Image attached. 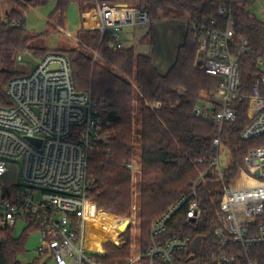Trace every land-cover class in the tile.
<instances>
[{
  "label": "trees",
  "instance_id": "16d2710c",
  "mask_svg": "<svg viewBox=\"0 0 264 264\" xmlns=\"http://www.w3.org/2000/svg\"><path fill=\"white\" fill-rule=\"evenodd\" d=\"M51 1L57 6L50 19L62 26L71 5L76 4L83 17L87 6L98 2L146 10L151 16L149 27L152 32L154 23L162 16L177 14L189 18L175 63L165 75L160 74L152 57L137 54L134 48L117 49L109 45L108 35L102 39L97 29L81 28L77 34L78 48L61 52L71 62L77 92L90 93L99 105L104 102L103 115L110 123L111 136L90 154L88 175L92 187L87 194L91 203L88 208L90 212L96 211L101 226L116 224L117 218L129 219L133 209V184L127 166L137 162L141 166L138 185L144 231L142 251L146 252L152 244L151 225L179 200L191 195L195 182L208 169L206 163L217 156L216 140L231 153L233 166L229 173L232 176L244 166L250 149L264 146V137L250 142L241 138L254 117L247 100L234 103L237 119L226 123L222 129L215 120L194 114L196 106L216 93L220 79L195 66L199 45L193 24L216 15L221 4L233 8L236 34L245 37L249 43L248 50L239 59V92L249 94L264 68V22L249 13L248 0H29L28 3L41 8ZM15 2L19 8L7 13L6 22L0 23V103L4 106L9 105L7 84L22 75L19 56L27 53L40 61L53 53L37 43L47 38V33L35 34L27 30L20 10H27L28 6L18 0ZM15 23L20 25L14 26ZM136 89L141 94L138 112ZM154 101L161 102L162 107L152 110L147 106ZM219 110L220 107H214L215 113ZM199 160L206 162L199 164ZM218 186L216 171L208 170L204 181L196 188L201 218L189 220L185 207L176 213L162 237L163 240L192 237L189 249L179 255L181 264H216L213 253L218 238L214 225L219 223L223 198ZM94 226L89 223L86 230L99 247L106 236L95 232ZM29 237L30 232H25L15 238L13 231L0 228V264H22L19 259L27 253ZM105 248L107 254L100 260L106 264H124L130 257L129 245L116 248L107 244ZM229 254L237 257L235 264H264V246L245 251L241 246L231 244ZM29 264L42 263L35 260Z\"/></svg>",
  "mask_w": 264,
  "mask_h": 264
},
{
  "label": "built area",
  "instance_id": "2783aa9c",
  "mask_svg": "<svg viewBox=\"0 0 264 264\" xmlns=\"http://www.w3.org/2000/svg\"><path fill=\"white\" fill-rule=\"evenodd\" d=\"M18 1L26 4L29 0ZM23 19L27 20V14ZM4 22L6 15L0 13V23ZM151 23L144 9L97 3L95 27L102 39L108 35V44L117 49L124 47L119 35L123 27L145 28ZM234 26L233 8L225 4L217 7L216 15L193 24L199 45L195 66L220 79L216 93L196 106L194 114L215 120L222 129L237 119L234 103L247 100L254 117L241 138L250 142L264 137V68L251 93L241 94L239 59L249 43L236 34ZM25 55L18 61L28 72L7 84L9 105L0 103V228L14 232L19 226L23 233L38 234L40 259L51 257L57 264H106L100 260L102 252L84 244L87 225H99L96 211L88 208L91 203L87 194L92 187L88 166L91 152L111 136L110 123L103 115L106 104L99 105L90 93L77 92L71 62L65 54L50 53L31 71L22 61ZM147 106L158 110L162 103L154 101ZM215 106L220 107L217 113ZM223 147L220 140L214 142L217 156L206 163L208 169L195 182L191 195L153 222L149 249L124 264H181L179 255L189 249L192 237H162L176 213L185 207L189 220L201 218L196 188L210 169L216 171L223 193L219 223L214 225L218 238L213 253L216 264L236 263L237 257L229 254L231 244L245 251L264 246V146L249 150L235 176L229 173L231 153L229 164L222 166ZM14 163L21 164L22 182L5 184L1 179ZM127 168L134 178L141 174V166L135 161Z\"/></svg>",
  "mask_w": 264,
  "mask_h": 264
},
{
  "label": "rangeland",
  "instance_id": "374dc122",
  "mask_svg": "<svg viewBox=\"0 0 264 264\" xmlns=\"http://www.w3.org/2000/svg\"><path fill=\"white\" fill-rule=\"evenodd\" d=\"M248 1H250V5L248 6L249 13L259 21L264 22V0ZM22 4L28 6L27 10H20L22 14H27V30L35 34H48L47 38H43L37 42L48 50V52L67 53L70 50L77 49L79 45L77 38L78 30L83 27L87 30H94L90 28L92 25L89 23L91 21V13L93 10L97 13L96 4L87 6L83 15V22L79 12L75 13L73 10H70V12L67 11L63 26L59 25L58 21L55 22L50 19V4L41 7L39 11L37 10L39 8H34L29 5V3ZM17 8L19 7L15 0H0V13L6 14ZM188 20V16H180L177 14L162 16L160 20L154 23L153 32L150 30V27L143 28L138 26H126L119 31L120 40L125 48H134L137 54L152 57L153 64L160 74L165 75L175 63L178 48L184 41ZM27 67L31 71L34 66L28 64ZM21 72L24 74L27 73L28 70H21ZM135 104L137 105L138 112V107L141 105V94L138 89H136L135 92ZM229 155V150L223 147L221 154L222 166L229 164ZM21 169L20 163L12 164L9 167L8 175L3 177L1 181L5 184L21 183ZM140 175L141 174H136L135 178L132 176L133 209L131 217L129 219L117 218L116 224H105L106 226L94 224L95 232L103 233L106 237L99 244V247H96L95 239L92 237L91 233L86 230L85 233L92 239V241L90 238H86L85 246L92 247V245L95 244V247L99 252H102V255L107 254L105 248V245L107 244H112L116 248H123L124 246L129 245L130 257L143 252L142 239L144 238V231L141 227L139 209L140 190L138 185ZM217 190L220 193L222 192L220 185ZM22 234V228L19 226L13 232L15 238L21 237ZM39 242L40 237L38 234L30 236L27 242V253L23 255L19 261L22 264H29L35 260H40L42 264H57L51 257L40 259L37 253ZM90 254L93 256L96 255L94 251H90Z\"/></svg>",
  "mask_w": 264,
  "mask_h": 264
},
{
  "label": "crops",
  "instance_id": "0c3cea01",
  "mask_svg": "<svg viewBox=\"0 0 264 264\" xmlns=\"http://www.w3.org/2000/svg\"><path fill=\"white\" fill-rule=\"evenodd\" d=\"M50 6H51V10H50V13H49V15H51L53 12H54V10L56 9V6H57V3L55 2V1H51L50 3ZM97 6V5H96ZM41 8H39V9H37L38 11L40 10ZM70 10H73V11H75V13H77V12H79V14H80V10H79V7L76 5V4H73V5H71L70 7H69V9H68V11L70 12ZM2 15H7V13L6 14H3V13H1ZM81 15V14H80ZM95 16H96V12H95V10H93V12L91 13V21H90V25H92L90 28L91 29H95L96 27H95ZM82 18V22H83V20H84V17H81ZM82 26H83V24H82ZM81 28V27H80ZM79 31V30H78ZM173 66V65H172ZM171 66V67H172ZM170 70V69H169ZM168 70V71H169ZM167 71V72H168ZM31 236V235H30Z\"/></svg>",
  "mask_w": 264,
  "mask_h": 264
},
{
  "label": "water",
  "instance_id": "95a60500",
  "mask_svg": "<svg viewBox=\"0 0 264 264\" xmlns=\"http://www.w3.org/2000/svg\"><path fill=\"white\" fill-rule=\"evenodd\" d=\"M122 6H126V5H122ZM22 61L24 63H27V64H30L34 67H36L38 65V62L37 60H35L33 57L29 56V55H25L23 58H22ZM20 71L23 70V66H20ZM35 142V141H33ZM0 246H1V243H0Z\"/></svg>",
  "mask_w": 264,
  "mask_h": 264
},
{
  "label": "bare ground",
  "instance_id": "6f19581e",
  "mask_svg": "<svg viewBox=\"0 0 264 264\" xmlns=\"http://www.w3.org/2000/svg\"><path fill=\"white\" fill-rule=\"evenodd\" d=\"M86 238H90V237L85 233V235H84V244H85V239H86ZM90 239H91V238H90ZM91 241H92V239H91ZM92 243H93V242H92ZM93 247H95V244L92 245V248H93ZM95 248H96V247H95Z\"/></svg>",
  "mask_w": 264,
  "mask_h": 264
}]
</instances>
